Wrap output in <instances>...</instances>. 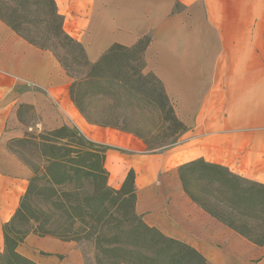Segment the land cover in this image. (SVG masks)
Here are the masks:
<instances>
[{"label":"crops","instance_id":"obj_1","mask_svg":"<svg viewBox=\"0 0 264 264\" xmlns=\"http://www.w3.org/2000/svg\"><path fill=\"white\" fill-rule=\"evenodd\" d=\"M54 1L64 33L90 64L115 44L129 48L148 37L144 70L159 81L185 130L150 152L133 134L89 123L71 99L74 78L53 53L0 19V253L3 226L34 175L14 148L31 133L69 126L110 147V188L119 190L133 170L134 212L147 226L207 264H264V246L211 216L179 176L181 166L202 160L264 186V0ZM16 251L36 264H86L75 242L49 236L29 234Z\"/></svg>","mask_w":264,"mask_h":264},{"label":"trees","instance_id":"obj_2","mask_svg":"<svg viewBox=\"0 0 264 264\" xmlns=\"http://www.w3.org/2000/svg\"><path fill=\"white\" fill-rule=\"evenodd\" d=\"M0 19L18 35L41 49L48 50L36 43L33 38L23 34L24 23L33 24L36 36L44 41L52 42L51 40L54 39L57 44L67 42L68 45L80 48L76 41L64 33L63 17L58 14L54 0H0ZM149 42L150 39L145 36L129 48L115 44L94 64H90L83 53L86 71L83 77L74 79L70 95L89 123L127 132L141 140L143 138L133 129L135 114L129 111L132 108H139V104L143 102L146 105L156 106L155 111L159 118L164 122H170L173 126L174 131L171 136L172 143H174L185 127L176 117L163 88L161 87V94L158 98L152 95V97L143 96L139 92V86L143 85L144 79L148 77V74H143L142 70L145 68L143 53ZM129 54H134L133 60L141 61V64L132 65ZM60 64L67 74L73 77L68 69L62 63ZM85 86L87 89L83 95L81 93L79 96L78 91ZM167 106L168 110H166ZM126 112L129 114L126 115ZM28 137L32 138V136ZM38 142L39 160L42 165L40 168L32 165L34 175L27 191L21 198L11 221L3 226L4 250L0 253V260H6L5 264H36L16 251L29 234L38 237H54L63 242H77L75 235H71L72 226L76 224L75 221L78 218L74 215V198H76L74 202L77 210L81 212V221L87 216L97 228L100 227L97 231L92 225L91 234L96 232L99 235L104 232L102 228L107 225L104 223L105 215L101 214L104 199L130 202L132 205L131 211L124 219L125 222L117 229L118 237H122L123 240L118 243L114 240L107 241L106 253L114 258L112 264H207L194 249L147 226L135 214L133 170L128 172L119 190H114L107 185L108 173L104 168V162L106 152L110 147L89 140L77 128L69 126H62L39 135ZM147 150L155 151L154 149ZM39 174H42L48 184L57 188L54 189L52 197V204L56 208L52 220L56 227L51 230L43 224H38L30 230L21 232L15 228V223L18 219H24L25 222L30 220L25 217L26 206ZM193 175L198 180L206 181V188L211 191L207 193L208 198H199L190 193L186 176L192 177ZM179 176L185 192L211 216L252 243L264 246V241L250 239L251 230L246 225L240 227L235 224L240 217L254 218L258 212L257 202L260 199L261 220L264 225V186L249 183L247 189H244L233 184V179L236 177L202 160L181 166ZM236 180L240 179L236 178ZM85 184L92 185L93 189L86 196L84 205L78 199V191ZM243 202L248 205L250 211L248 214L239 210ZM71 213L74 216H71ZM63 219H66L65 223L62 222ZM31 220L38 219L32 218Z\"/></svg>","mask_w":264,"mask_h":264},{"label":"rangeland","instance_id":"obj_3","mask_svg":"<svg viewBox=\"0 0 264 264\" xmlns=\"http://www.w3.org/2000/svg\"><path fill=\"white\" fill-rule=\"evenodd\" d=\"M33 24L24 23L23 24V34L28 35L33 38V40L38 43L40 46H44L48 50H50L53 55L57 58L58 62L62 63L70 74L75 79H80L85 74V67L83 59V49L80 45V48L74 45H68L67 42L65 44L56 43V40L52 39V42L44 41L40 37L36 36V31L34 30ZM134 54H129V58L132 59V65L137 66L141 64V61L136 62L133 58ZM137 57H140L137 55ZM136 57V58H137ZM61 65V64H60ZM143 74H148V77L144 79L143 85L139 86V92L143 94V96H153L158 98V95L161 94V84L157 81L155 76L151 72H147L142 70ZM138 86V85H136ZM87 89V86L82 87L78 91V95H83V92ZM151 96V97H152ZM148 104V103H147ZM139 108H132L129 111L135 114V118H133V129L136 130L137 134L143 138V142L146 146V149H154L156 151L161 148H165L170 146L172 143V133L173 126L170 122H164L158 116L155 111L154 106L146 105L145 102L139 104ZM87 107V106H86ZM168 110V106L166 107ZM126 112L125 114H129ZM40 133H31L29 136H32L31 139L25 140L23 143L16 145L14 151L27 163H31L35 167H41L42 163L39 160V147L37 144L38 137ZM138 138V137H137ZM109 175V173H108ZM108 178V177H107ZM187 184L190 191L196 197H206L208 198L211 191L206 188V181L198 180L195 178V175L188 176ZM233 184H236L244 189H247L249 182L244 180H236L233 179ZM54 189L57 188L52 187L48 184L42 174H39V177L34 182V187L32 189V193L30 195V199L28 200V205L26 206V214L25 217L29 218V222H25L24 219H18L15 223V228L24 232L26 230H30L36 227L38 224H43L46 228L53 230L56 227V224H53L52 218L56 212V208L53 206V193ZM92 185L85 184L83 188L79 189V201L85 205L86 196L91 193ZM75 199L73 200V206L75 208L74 215L77 218L75 225L72 226L71 235H75L77 242H75L81 252L83 253L86 264H112L114 258H112L111 254H107V241L114 240L115 242H120L123 240L122 237H118L117 229L118 227L125 222V218L127 214L131 211L132 205L130 202H118L116 200H106L104 199V205L101 209V214L105 215L104 223H107L102 230L104 231L100 235L95 232V234H91V226L96 227L97 231L99 228L95 226L91 220L85 216L84 220L81 221V212L77 210V205L75 204ZM261 200L259 199L257 202V213L254 215V218H246L240 217L239 220L235 223L237 226L246 225L251 232L249 233L250 239L254 241H264V225L261 220L262 214L260 213L261 209ZM239 210L243 213L248 214L249 208L246 203H241ZM71 213V216H74ZM32 218H36L38 220H31ZM62 222H66V219H63ZM254 228V231H253ZM104 234V236L102 235ZM99 240H97V238ZM103 237V238H102ZM113 259V260H111ZM6 260H0V264H5Z\"/></svg>","mask_w":264,"mask_h":264}]
</instances>
